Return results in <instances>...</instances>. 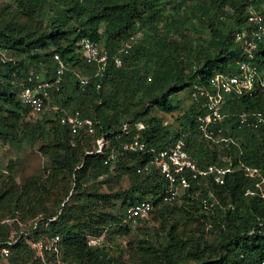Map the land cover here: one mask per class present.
Instances as JSON below:
<instances>
[{
    "label": "trees",
    "instance_id": "obj_1",
    "mask_svg": "<svg viewBox=\"0 0 264 264\" xmlns=\"http://www.w3.org/2000/svg\"><path fill=\"white\" fill-rule=\"evenodd\" d=\"M33 2L38 4L39 0L26 1V16L34 14ZM66 2L64 9L52 23L55 24L53 25L55 27L47 35H39L38 37L29 33L21 35L26 28L15 29V27L10 26L4 29L5 32L0 31V36L6 40L5 49L27 55V58L22 61H9L0 64V75H6L5 77L11 79L14 77V82L18 86V104H15L13 94L5 95L0 91V113L5 111L7 114L4 118L0 115L1 136L6 137L7 134H12L16 124L15 117L17 114L16 109L12 108L13 105L22 106L29 111L19 101L20 83L27 78L31 70L39 71L38 64L40 62L45 65L47 70L45 78L48 79L53 73L52 56L54 54H59L80 74L90 77V83L83 91L73 80L72 83L74 84L72 85L74 91L79 90L81 97L88 95L91 101L96 96L94 94L102 97L99 89L109 79L112 85L130 82L142 84L145 82L148 76L133 70L138 62V56L141 54L156 56L157 68L151 74L152 82L148 89L151 91L161 89L154 103L162 113L171 114L177 106L172 103L170 97L181 90L187 89L189 97L192 85H206L207 81L218 73L229 75L237 73L236 63L246 60V55L243 53L240 43L235 41V35L246 28L249 7L256 6L257 10L260 7V13L264 18L263 0H67ZM187 2L194 4L185 8L183 12L185 23L192 25L194 21H198L205 24L211 31V37L206 41L203 39L202 42L204 41V43L200 47L192 49L190 46H182L180 43L172 41L168 43L167 51L160 47L158 53L151 51L157 47L151 46L150 42L148 47H144L141 43L132 42L127 54L118 53L122 46L121 43L124 44L134 35V27L137 26L140 29L148 27L153 32L151 36L153 39L155 34L160 32L159 26L161 25L158 23V18L166 11V7L171 6L172 10L178 14L182 5ZM69 21L78 22V29L70 30L67 26ZM173 23L178 26L176 20H173ZM104 24L107 25L104 32L106 44L102 48L107 52L110 59L103 77H95L93 75L95 68L83 62L78 53V48L82 39H89L99 44L101 35L98 30ZM211 48L214 53L210 52ZM182 54L194 55L193 63H190L194 66V71L185 73L187 66L183 64ZM114 56L121 57L124 65L122 68L118 69L113 66L111 59ZM252 60L253 65L263 68L264 39L259 44L258 51L255 52ZM147 73L149 70L145 69V74ZM69 76V73L65 74L67 80H69ZM68 85H62L59 93H53L56 103L67 110L77 109L83 117L91 116L84 106L83 99L66 98ZM97 85H99V91H96ZM95 109L104 110L103 106H96ZM222 111L229 117L221 125L210 128L213 131V138L219 135L226 138L228 131L225 128L232 124V130L240 131L247 137L246 142L241 143L236 150L239 156L233 160V170L224 174L222 184L215 183L212 176L199 180H190L189 177V186L185 190L184 200L195 203L192 197L198 189L201 190L200 195L204 197L196 199V202L203 210L209 208L214 212L216 217L214 214L212 215L214 219L212 223L214 229L219 230L218 242L226 254H220L212 259L210 256L215 253L213 247H206L200 251L198 249L199 243L181 240L176 233V228L171 227L167 236L168 243L161 245L158 249L155 248L160 258L162 257L164 264H184L187 261H193V264H259L264 257V148L254 149L257 138L255 134L249 131L262 133L264 137V123L259 124L257 128L246 126L239 130L236 120V115L242 112L264 115V89H256L251 96H241L229 101ZM144 114L141 113L140 117ZM203 115H205L204 109L190 102V107L179 125L180 129L176 132H168L166 128H162V122L160 126V120L151 117L146 125L137 122V119L124 122L129 124V132L125 135L121 131L124 123L118 127L115 114L109 116L102 112L100 115L91 116L96 123L94 137L83 134L71 135L68 129L58 122L60 116L58 113L52 115V120H45L52 126L54 142L52 146L55 151L52 159L53 175L62 176L63 179L72 178L77 188L84 178L97 181L99 177H102V180L98 181L96 185H91L93 187L91 192L88 193L87 189H82L81 193L77 195L80 199H84L85 207L80 217L75 218L74 223H67L70 209L63 210L64 212L58 215L33 217L38 219L40 231H45L51 236H59L60 258L63 261L68 264H124L121 258L110 255L105 247L88 246L87 236L101 237L108 225L124 222L127 209L141 202H151L154 208L161 203V207L157 209L156 219L163 223H167V220L175 215V204H163V195L168 190V182L160 177L154 169H150L146 176L138 170L149 164L151 154L148 151L167 149L181 136L184 138L190 156L200 168L215 165L217 154L214 151L206 150L207 147L202 142L205 139L197 128V117ZM140 125L143 126L141 130H139ZM103 133H107V147L103 154L101 156L87 155L86 153L94 151L90 147V140L94 144L95 139ZM32 134L34 131L25 137L30 140ZM134 135L139 136V140L146 146L147 152L118 155L114 161L121 170L120 173H127L130 184L120 207L124 211L123 219L104 216L110 220L107 222L102 221V219L95 220L92 212L98 209L102 202L108 201V197L98 193L96 188L107 183L105 176L110 173L111 163L104 165L103 161L110 151H118L120 146L129 142ZM87 143L89 144L83 151V147ZM230 148L235 149L232 146ZM78 151L81 152L82 157L78 156ZM224 153L229 154L228 151ZM204 159L206 163L203 162ZM237 164L241 168H234ZM226 166V163L221 161L218 164L219 168ZM245 169L257 170L259 176H248ZM120 173H117L118 177ZM0 186V210L7 197H16V195L18 198L28 197L32 192L31 185L29 187L26 184L20 187L9 177L6 180L2 179ZM145 196H148L150 200H146ZM15 209L17 211L18 208L15 207ZM15 217L16 215H12L10 219ZM33 218L28 221L21 220V222L31 227ZM138 221L140 220H137L136 223ZM44 222L49 223L47 228L43 227ZM1 226L0 229L5 231V236L0 240V248H8L7 259L16 257L21 262L29 259L28 253L31 251L24 242L23 236L20 235V238L13 242L10 240L11 227L8 225ZM128 228L129 225L127 224L126 227L119 229V232L125 234L129 230ZM40 231H32V237L36 238ZM193 245L196 246L195 250H192ZM137 250L141 252L143 248L139 247ZM206 252L209 254L208 257L205 255ZM32 259L33 264H42L39 259L33 257Z\"/></svg>",
    "mask_w": 264,
    "mask_h": 264
},
{
    "label": "rangeland",
    "instance_id": "obj_2",
    "mask_svg": "<svg viewBox=\"0 0 264 264\" xmlns=\"http://www.w3.org/2000/svg\"><path fill=\"white\" fill-rule=\"evenodd\" d=\"M26 1L27 0H0V31L5 32L4 29L10 26L15 27V29L26 28L21 35L28 33L34 37L47 35L51 32L52 28L55 27L53 26L55 24L52 23L56 20V17L67 3V0H39L38 4L32 3L35 11L34 14L32 16H26ZM193 4L194 3L190 2L183 4L178 14L172 10L171 6H167L166 11L158 18V23L161 25L159 26V28H161L160 32L158 31L153 39H151L153 32L148 27L142 29L137 26L134 27V43H141L145 47L150 42L151 46L157 47L151 49V51H157L158 53L160 52V47L167 51V45L172 41L180 43L182 46H190L192 49L198 46L200 47L204 41L211 37V31L205 24L199 23L198 21H194L192 25L185 23L183 12L185 8ZM173 20L178 22V26L175 23L172 24ZM67 26L70 30H77L78 22L69 21ZM106 29L107 25L104 24L101 25L98 30V33L101 35L99 44L102 47L106 44V39L104 37ZM203 39L204 41L202 42ZM5 44L6 40L0 36V64H5L9 61L19 62L27 58L25 54H19L15 51L5 49ZM122 44L123 42L121 45ZM210 52L214 53V50L211 48ZM192 54L181 55L183 64L187 66V70L185 71L186 74L189 73V71L195 70L194 66L190 64L194 56ZM155 57L156 56H152L151 54L150 56L144 54L138 56V62L133 70L148 76L146 81L142 84L130 82L112 85L109 79V81L103 84V86L101 85L99 89L101 90L102 97L92 93L96 96L93 97L91 101L88 95L81 97L78 92L79 90L74 91L72 85L74 83H72V79H69L66 98L70 97L74 100L77 98L83 99L84 106L88 112H90L91 116L100 115L102 112L109 116L115 114L117 116L116 121L118 127L124 122L133 119H137V122H142L146 125L148 124V120L153 117L160 120V126L162 122V128L164 127L168 132L174 133L180 129L179 125L182 121V117L187 113L190 107L188 91L187 89L181 90L179 93L170 97L173 101L172 103L177 106L173 113L165 114L158 109L154 100L161 89L158 91H151L148 89L149 84L152 82L151 74L155 72L157 68ZM145 69L149 70V73L145 74ZM76 72L80 74L79 71ZM80 75H82V73ZM5 76L6 75H0V91L5 95L13 94L15 104H18V86L17 83L14 82L15 78L13 77L11 79ZM99 90L96 89V91ZM109 100H111L110 103H108ZM96 106H103L104 110L100 111L95 109ZM12 108L16 109L17 114L15 117L16 124L13 127L12 134H7L6 137L0 135V182L2 179L6 180L9 177L20 187L26 184L29 185V187L31 185L32 192L28 197L18 198L16 195V197L6 198L0 210V225L5 226L8 225L7 223L12 225V222L15 220L19 222H21V220L28 221L38 215L44 217L55 214L58 215L60 213L62 214L64 212L63 210L67 209H70L67 223H74L75 218L80 217L85 207L84 199H80L77 195L81 193L82 189H87L88 193L91 192L93 189L91 185H96L98 180H88L84 178L83 181L79 183V188H77L72 178L63 179L62 176H54L52 159L55 151L52 146L54 143L52 126L51 123L45 121L52 120V113L46 110L43 116L38 117L31 115V113L22 106L16 107L13 105ZM141 113L145 114L140 117ZM0 115L4 118L7 114L4 111L0 113ZM225 130L228 131L226 138L219 135L216 138L207 139L203 136L205 141L202 140L204 146L207 147V151H214L217 154V162L213 166L219 169L220 175L218 176L220 180L223 178V172H230L233 170V160L239 156L236 150L241 143L246 142L247 138L240 131L232 130V124L227 125ZM33 131V136L28 140L25 136ZM249 131L255 134L257 138L254 149H263L264 137L262 133ZM88 144L89 143L83 147V151ZM231 146L235 149H231ZM90 147L91 149L95 148V144H93L92 140H90ZM225 151H228L229 154H225ZM78 156L82 157L80 151H78ZM220 161L226 163L227 166L219 168L218 164ZM203 162L206 163L205 159ZM234 168L239 169L241 166L237 164ZM109 171L110 173L105 176L107 183L104 186L101 184L99 187H96L98 193L108 197V201L102 202L98 209L92 212L95 216V220L102 219L104 222L110 220L104 216H110L114 219H123L122 216L124 211H122L120 207L123 197L126 196V191L130 188L127 173H120L121 170L115 163L110 165ZM245 171L248 176H259L257 170L245 169ZM117 173H120L119 177ZM141 174L146 176L147 172L144 171ZM185 190L186 189L180 190L175 199L171 202H165L163 200V204L176 205V213L170 220H167V223H163L156 219L158 215L157 209L161 207V203H159L157 207L154 208L152 214L135 224L122 221L115 225H108L102 233L101 237H103L104 240L101 246L105 247L110 255L121 258L124 264H164L162 257L160 258L156 249L168 243V233L171 227H174L181 240L199 243L198 249L200 251L206 247H213L215 253L210 256L212 259H215L220 254H226V251L221 248L218 242L219 230H215L212 223L214 221L212 218L214 212L209 208L203 210L196 202V199L204 197L200 195L201 190L198 189L194 193L192 199L195 203L191 202L192 204L184 200ZM145 198L146 200H150L148 196H145ZM15 207L18 208L17 211ZM12 215H16L15 218L17 219H10ZM214 217H216L215 214ZM127 224L129 225L127 233L123 234L119 232V229L126 227ZM4 236L5 231L0 229V240ZM139 247L143 248L141 252L137 250ZM1 249L2 247L0 248V264H33L32 257L34 258V255L32 252V255L28 253L29 259L21 262L16 259V257L7 259V256L5 257L2 255ZM195 249L196 246L193 245L192 250ZM135 251L136 254H134ZM205 255L208 257V252H206ZM193 263V261H187L184 264Z\"/></svg>",
    "mask_w": 264,
    "mask_h": 264
},
{
    "label": "built area",
    "instance_id": "obj_3",
    "mask_svg": "<svg viewBox=\"0 0 264 264\" xmlns=\"http://www.w3.org/2000/svg\"><path fill=\"white\" fill-rule=\"evenodd\" d=\"M247 30L242 31L236 38L240 43L242 51L246 55V60L236 63L238 72L235 75L215 74L211 77L206 85H192V90L189 94V101L201 106L205 115L197 117V128L202 135L207 139L213 138V131L210 130L213 126L221 125L229 115L223 113V107L231 100L241 96H251L256 88H264V69L253 65V53L257 49V42L264 36V19L261 15L254 11H249L247 17ZM134 42V36H131L119 50V54H127L128 50ZM78 53L83 62L93 66L95 69V77H103L106 71L110 57L107 52L102 49L99 44L92 42L89 39H82L79 43ZM118 54V53H117ZM112 64L115 68H122L123 60L119 56L112 57ZM53 73L47 78V70L41 62L38 64L39 71L33 69L29 72L27 78L20 83L19 101L27 107L33 116L41 117L46 110L54 115L58 113L60 116L58 122L65 126L71 135L83 134L85 136H95V119L91 116L83 117L77 109L67 110L58 105L53 98V93H59L61 86L67 84L68 80L65 74L69 73L72 79L83 91L90 83V77L80 75L74 68L59 54L52 56ZM99 88V85L96 86ZM238 128L253 127L257 128L259 124L264 122V117L261 113H241L236 115ZM143 126H139V130ZM121 131L127 135L129 132V124L124 123ZM220 132V131H218ZM107 133H103L99 138L95 139V148L93 152L86 153L91 156H101L104 149L107 147ZM146 146L139 140L138 135H134L129 142L123 143L118 151H110L105 157L103 164L108 165L114 163L118 155L126 153H145ZM150 162L138 172H149L150 169L157 171L160 177L168 182V190L164 193L163 200L171 202L175 199L180 190L187 189L190 180H199L209 176L213 177L215 183L222 184L223 178L220 180V171L214 166L200 168L197 162L190 156L184 138L181 136L167 149L150 150ZM222 172V171H221ZM227 172H223L224 174ZM102 177L98 178L101 181ZM104 186V184H102ZM154 210V205L151 202H141L127 209L126 219L130 224H135L137 220L146 219ZM54 220V219H53ZM38 219H34L31 227L26 224L13 221L11 227L10 240L15 242L23 236L24 242L29 250L33 253L35 259H39L42 264H68L60 258L59 236L49 235L45 231H40L38 227ZM44 228H47L49 223L44 222ZM32 231L38 232V236L32 237ZM103 237L87 238V244L90 247L101 246ZM11 243V242H10ZM9 243V245H10ZM3 256L9 254L8 248L1 249ZM259 264H264V257Z\"/></svg>",
    "mask_w": 264,
    "mask_h": 264
},
{
    "label": "clouds",
    "instance_id": "obj_4",
    "mask_svg": "<svg viewBox=\"0 0 264 264\" xmlns=\"http://www.w3.org/2000/svg\"><path fill=\"white\" fill-rule=\"evenodd\" d=\"M262 7H263V9H264V0H263V4H262ZM260 8V7H259ZM259 8H258V10H257V8H256V6H251V7H249V9H248V11H247V13L249 14V11L251 10V11H254V12H256V13H258L259 15H261L262 16V18H263V15L260 13V10H259ZM249 16V15H248ZM264 19V18H263ZM248 27H249V25H247V23H246V28H244V29H242V30H240L236 35H235V41L237 42V40H236V38H237V36L242 32V31H244V30H247L248 29ZM134 36V35H133ZM263 39H264V36H263V38L260 40V41H258L257 42V45L259 46V44L263 41ZM238 43V42H237ZM100 46V45H99ZM122 46H123V44H122ZM122 46H121V48H122ZM258 46H257V49H256V51L255 52H257L258 51ZM101 48H102V46H100ZM103 49V48H102ZM255 52L253 53V57H254V54H255ZM118 53H119V51H118ZM244 53V52H243ZM245 61V60H244ZM253 61V60H252ZM240 62H242V61H240ZM238 63V62H237ZM252 64H254V63H252ZM237 66V65H236ZM256 66V65H255ZM258 67V66H257ZM259 68V67H258ZM264 69V66H263V68H259V70H263ZM237 72H238V68H237ZM237 74V73H236ZM235 75V74H234ZM256 89H259V90H263L262 88H256ZM255 89V90H256ZM254 90V91H255ZM253 91V92H254ZM248 97V96H247ZM242 113H245V112H242ZM239 114H241V113H239ZM239 114H237V115H239ZM247 114H249V113H247ZM263 115V114H262ZM264 117V116H263ZM227 119V118H226ZM225 119V120H226ZM237 120V119H236ZM238 124V123H237Z\"/></svg>",
    "mask_w": 264,
    "mask_h": 264
}]
</instances>
